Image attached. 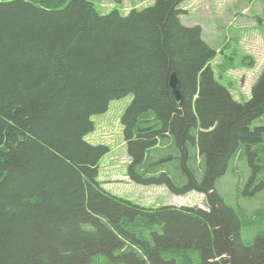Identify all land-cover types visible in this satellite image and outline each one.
Returning <instances> with one entry per match:
<instances>
[{
    "label": "trees",
    "instance_id": "obj_1",
    "mask_svg": "<svg viewBox=\"0 0 264 264\" xmlns=\"http://www.w3.org/2000/svg\"><path fill=\"white\" fill-rule=\"evenodd\" d=\"M183 1L123 16L91 0H0V264H264V232L243 242L215 189L243 153L255 168L246 188L264 169V126L251 128L264 116V67L250 99L235 101L201 28L182 25ZM128 94V180L203 194L205 209L143 207L103 189L109 149L85 136Z\"/></svg>",
    "mask_w": 264,
    "mask_h": 264
},
{
    "label": "rangeland",
    "instance_id": "obj_2",
    "mask_svg": "<svg viewBox=\"0 0 264 264\" xmlns=\"http://www.w3.org/2000/svg\"><path fill=\"white\" fill-rule=\"evenodd\" d=\"M155 1L91 0L99 14L117 10L123 16L132 9L143 10ZM179 9L183 11L182 25L199 26L202 40L215 50L216 56L210 62L215 80L229 90L235 101L247 102L264 67V0H184ZM132 100V94L112 100L106 112L91 117L93 131L85 136V141L109 149L98 165V180L103 189L143 207H147L148 202L150 207L188 205L205 209L203 194L189 192L175 196L163 186H143L128 180L129 158L120 118ZM261 126H264V116L251 124V128ZM248 162L244 153L235 157L215 183L224 202L238 212L241 238L245 243L253 242L264 232V169L258 166L256 180L246 188L255 169H251ZM257 209L263 211L254 218L252 212Z\"/></svg>",
    "mask_w": 264,
    "mask_h": 264
},
{
    "label": "water",
    "instance_id": "obj_3",
    "mask_svg": "<svg viewBox=\"0 0 264 264\" xmlns=\"http://www.w3.org/2000/svg\"><path fill=\"white\" fill-rule=\"evenodd\" d=\"M169 86L172 92V98L177 107L180 106L182 102V95L180 92V82L175 73H172L169 78Z\"/></svg>",
    "mask_w": 264,
    "mask_h": 264
},
{
    "label": "crops",
    "instance_id": "obj_4",
    "mask_svg": "<svg viewBox=\"0 0 264 264\" xmlns=\"http://www.w3.org/2000/svg\"><path fill=\"white\" fill-rule=\"evenodd\" d=\"M143 203H144V202H143ZM145 205H148L147 207H150V206H151V205H149V203H148V202H146V203H145Z\"/></svg>",
    "mask_w": 264,
    "mask_h": 264
}]
</instances>
